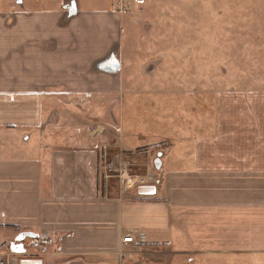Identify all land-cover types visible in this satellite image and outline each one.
<instances>
[{"label": "crops", "instance_id": "0c3cea01", "mask_svg": "<svg viewBox=\"0 0 264 264\" xmlns=\"http://www.w3.org/2000/svg\"><path fill=\"white\" fill-rule=\"evenodd\" d=\"M128 1L0 0V235H13L0 244L24 232L48 242L30 248L27 239L24 255L0 245V256L9 264H264V0H230L218 11L216 0L192 1L197 22L255 21V48L232 45L241 61H227L241 66L233 79L242 87L183 96L187 111L175 113L171 131L150 113L164 96L118 97L125 27L144 10ZM176 11L183 15V1ZM121 167L155 183L115 180ZM143 187L155 194L140 195Z\"/></svg>", "mask_w": 264, "mask_h": 264}, {"label": "rangeland", "instance_id": "374dc122", "mask_svg": "<svg viewBox=\"0 0 264 264\" xmlns=\"http://www.w3.org/2000/svg\"><path fill=\"white\" fill-rule=\"evenodd\" d=\"M131 1L133 0H129L127 4H131ZM177 1L180 3V0H139L138 3H134L133 7L136 10L141 8L144 10L135 14L134 21L129 19L130 22H127L125 27V43L129 50V61L127 60L128 64L124 68L122 93L118 96L121 103L128 99V96H140V99L143 96H164L162 102H157L159 105L157 109L150 113L154 115L155 120L159 119L168 125V131L174 128L175 113L179 111L181 114L187 111L183 106L185 100L183 96H216L221 90L242 87L239 81L233 79V76L238 74L236 73L238 67L241 66L227 60L241 61L239 59L241 53L236 52L240 47L233 48L232 45L241 46L242 42L248 48L250 46L255 48L254 44H249L252 33L248 35L249 32H254L255 21L201 20L197 22L193 20V0H181L184 4L183 15L177 14ZM227 1L230 0H216L217 11L221 5L225 6L224 3ZM240 32L242 34L247 32V35L243 34L240 37ZM195 33L196 36L193 35ZM181 48L183 55L179 53ZM232 48L235 51L226 54V49ZM150 54L153 59L163 58L161 65L147 62L146 55ZM180 56H184L182 63ZM248 56L249 60H254L256 54L250 53ZM223 71H228V75ZM151 88H157L158 91L150 92L154 91L150 90ZM181 89L183 93L180 92ZM141 119L144 118L139 117V120ZM166 125L159 126L161 132L166 131ZM122 171H126V168H119L115 180L120 181L118 176ZM128 172L134 179H137V176L140 179L144 177L141 176L139 167H134ZM8 237L12 239L13 235L3 233L0 235V241L7 240ZM31 243H35V240L26 241L29 247ZM1 247L10 251V244H4ZM4 260L6 264H9L7 257Z\"/></svg>", "mask_w": 264, "mask_h": 264}, {"label": "water", "instance_id": "95a60500", "mask_svg": "<svg viewBox=\"0 0 264 264\" xmlns=\"http://www.w3.org/2000/svg\"><path fill=\"white\" fill-rule=\"evenodd\" d=\"M140 195H153L155 194V189L152 187H143L139 190ZM27 239L39 240L40 236L32 232H24L16 237L15 242L10 245L11 253L15 255H24L26 253V248L24 242ZM31 264V263H25Z\"/></svg>", "mask_w": 264, "mask_h": 264}, {"label": "built area", "instance_id": "2783aa9c", "mask_svg": "<svg viewBox=\"0 0 264 264\" xmlns=\"http://www.w3.org/2000/svg\"><path fill=\"white\" fill-rule=\"evenodd\" d=\"M120 178L123 181H125L124 183L130 184V185H134L135 183H137L138 185H141V186H148L150 184L155 183V181L152 178L134 179V178L130 177V175H128L127 171H122ZM123 242L124 243H132L133 238L131 236L125 237L123 239ZM0 264H6V261L4 260L3 256H0Z\"/></svg>", "mask_w": 264, "mask_h": 264}, {"label": "trees", "instance_id": "16d2710c", "mask_svg": "<svg viewBox=\"0 0 264 264\" xmlns=\"http://www.w3.org/2000/svg\"><path fill=\"white\" fill-rule=\"evenodd\" d=\"M137 151H142V148L137 150ZM46 243H48L47 242V238L44 236L43 238H41L39 240H35V247H38V248L41 247V246L44 247V246H46ZM6 244L8 245V243H6Z\"/></svg>", "mask_w": 264, "mask_h": 264}]
</instances>
